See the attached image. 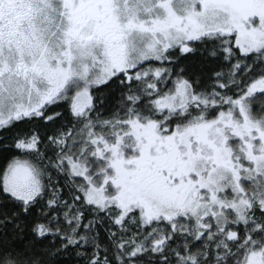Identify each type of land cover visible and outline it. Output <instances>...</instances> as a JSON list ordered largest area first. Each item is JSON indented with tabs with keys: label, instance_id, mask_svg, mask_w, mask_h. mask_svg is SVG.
<instances>
[{
	"label": "snow or ice",
	"instance_id": "1",
	"mask_svg": "<svg viewBox=\"0 0 264 264\" xmlns=\"http://www.w3.org/2000/svg\"><path fill=\"white\" fill-rule=\"evenodd\" d=\"M0 264H264V0H0Z\"/></svg>",
	"mask_w": 264,
	"mask_h": 264
}]
</instances>
